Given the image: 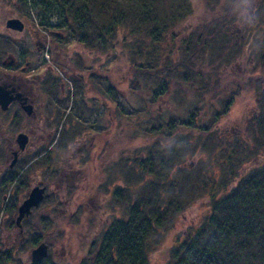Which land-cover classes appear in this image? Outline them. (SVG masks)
<instances>
[{
	"label": "rangeland",
	"instance_id": "374dc122",
	"mask_svg": "<svg viewBox=\"0 0 264 264\" xmlns=\"http://www.w3.org/2000/svg\"><path fill=\"white\" fill-rule=\"evenodd\" d=\"M186 1L191 9L190 15L175 23L169 31L170 37L177 36L176 41L174 40L176 46L170 50L171 53L160 54L164 63L171 68L167 71L153 62L156 55L153 49L149 48L151 40L147 42V49L134 58L135 64H131L130 60L134 57L132 53L135 52L137 44L125 48L126 41L121 34H118L114 49L103 55L86 50L68 38L70 36L64 35L66 45L57 46L61 49L60 56L69 54L74 57L73 63L71 61L76 70L74 80L82 79L84 84L81 90L69 87L72 102L63 107L62 114L65 115L71 106V111L75 109L73 118L75 119L77 115L80 119L84 111H80L78 106L75 107L76 102L78 104L81 97L86 101L90 100L92 111L88 113V117L93 127L88 134L90 141L84 138V134L90 132L87 128L89 125L74 124L76 130L72 132L73 137L64 135L68 133L71 124L66 121L63 127H60L61 116L54 121L47 120V112L39 110L38 114L43 119L45 115V121L43 120L44 125H41V129L34 135L30 127L34 124L33 118H30L32 121L25 118L22 120L15 117V110L11 112V120L8 123L11 136L5 138H8L12 147L16 149V135L21 131H32L30 150L35 151L33 156L29 157L32 162L26 164L30 160L28 158L22 165L24 169L20 170L18 176L21 178L20 182L28 187L26 188L28 193L31 192L33 188L31 184L34 183V185L40 183V188L47 183L52 189L49 188L48 194H44L45 198L37 210L33 208L32 214L24 218L20 233V229L14 224V220L17 219V202H14V198H23L25 191L21 189L24 186L22 188L18 182L13 181L6 183L8 184L6 188H1L0 195L4 200L0 201V264H79L91 255L96 256L100 250L102 236L115 220H123L125 214L126 207L123 201L114 199L116 189L125 191L127 198L134 202L140 198L139 195L145 190L146 184L153 180L147 171H140L141 183L135 185L127 183L123 177L122 167L118 163V159L120 157L122 159L123 155V160L126 154L134 155L129 160L139 154H144L143 158H148L146 154L151 149L164 161V154L168 150L172 151L171 162L161 174L163 176L168 172L169 184L156 186L157 191L165 192V197H168L167 193L173 190L172 185H177L176 181L180 178L196 183L211 176L212 170L218 167L219 159L222 156H229L237 147L243 146L244 151H247L244 154H249L248 150L252 148L253 138L256 140L257 132L250 129L249 125L255 101L253 91L249 89L252 84L249 80L251 65L247 64L251 59L254 61L260 57L258 54L253 58L249 51L255 48L259 53L260 48L254 41L239 38L240 35L234 33V29L241 28L240 25L245 22V15L249 14L251 9L254 13L258 12L259 7L263 6V0H257L256 6L252 8L250 0H241L242 7L238 9H234L233 5L229 6L232 4L229 0ZM11 2L15 3L16 0ZM10 3L9 0H0V38L12 44L9 55L17 56V53L25 50L34 51L35 44H38L42 53L40 55L33 52V55L36 59L40 55L39 64L44 60L47 62L50 53L47 51V41L50 40L52 43L54 41L46 30L39 27L40 13L30 7L28 11L16 10L18 12L16 13ZM255 16H258L259 20L263 19L261 13ZM12 18L23 22L22 33L6 28V22ZM51 22L58 24L59 20L52 19ZM204 25H208L207 28L212 33L200 41L195 52H184L183 49L186 50V47L183 44V36L192 34L196 28L201 30ZM56 28L60 30L58 26ZM37 32L40 37L35 36ZM42 42L46 45L45 48L42 47L44 45ZM167 42L170 48L173 42L168 40ZM165 48L169 49L166 46ZM154 49L158 52L159 48ZM35 65L33 68L37 69L39 65ZM176 67L179 68L173 69ZM140 68L149 69L142 72ZM6 70L0 67L2 72L0 77L4 76ZM36 73L34 71L33 74ZM89 73L98 74L100 78L106 77L107 80L94 81L93 78L89 79L91 75ZM15 74L17 72L9 73L11 76L7 74V77L11 78ZM27 74H32V71ZM203 79L207 81L205 85L209 86L210 92L199 94L200 90L204 89L200 82ZM107 83L118 93L117 101L120 99L121 102L118 111L113 109L112 103L109 102ZM222 88L225 89V93ZM253 88L256 89L257 86L254 85ZM100 95H103V98ZM231 96L234 100L230 109L227 114H223L221 109L230 103ZM97 99L98 104L103 105L104 109L111 108L108 104L113 107L110 118L112 122L109 120L110 115L105 116L107 120L105 131L100 135L92 133L93 130L98 132L96 130L98 125L103 128L102 123L95 122V117L99 113ZM110 100L114 101L112 98ZM193 110L197 111L198 116H190ZM95 111L97 112L94 113ZM217 113H220V116ZM213 114L217 116L215 122L211 119ZM83 117L81 119L84 120L86 116ZM36 119H39V116ZM149 124L155 129L161 126L159 136L169 134L165 144L162 140V145L155 142L158 135L155 129L153 134L149 132ZM202 126H212V135L217 134L218 145L215 144L212 148L203 146L209 133L203 134ZM238 130L241 131L239 136L233 135ZM59 134L61 136L57 139ZM87 143H90V146L86 145ZM61 147L62 149H59ZM4 148L1 147L0 150ZM255 149L256 154L253 153L252 157L237 155L243 160L240 168V171L243 168L242 173L253 166V161L264 165V153L261 154L257 144ZM32 166L35 167L33 170ZM160 166L161 163L153 164L156 177ZM60 177L62 182L56 185ZM134 178L136 179L135 175ZM190 182L184 183L187 192ZM180 185L178 184L177 188H180ZM71 192L74 193L73 197ZM206 209L205 196L183 203L173 226L170 225L166 231L155 233V246L149 253L148 264H169L176 243L182 239V235L190 232L192 227L199 223L201 213L208 212ZM40 244L47 246L48 256L39 263H32L30 253Z\"/></svg>",
	"mask_w": 264,
	"mask_h": 264
},
{
	"label": "trees",
	"instance_id": "16d2710c",
	"mask_svg": "<svg viewBox=\"0 0 264 264\" xmlns=\"http://www.w3.org/2000/svg\"><path fill=\"white\" fill-rule=\"evenodd\" d=\"M11 1L9 0V3ZM229 2L232 3L229 6H235L234 9L242 7L241 0H229ZM10 4L15 11H28L30 7L39 12L40 28L48 33L59 31L58 38L50 35L56 46L65 44L64 35L66 34L67 37L70 36L68 38L86 50L103 55L110 49H114L118 34H121L126 41L125 48H131L137 44L135 52H131L134 57L130 60L131 64H135L134 58L147 49V42L151 40L149 48H152L156 55L153 62L165 71L171 68L164 63L160 54L171 53L170 50L176 46L177 37H170L169 31L175 23L191 13L186 0H32L30 2L16 0L15 3ZM52 19H58V24H53ZM207 26L204 25L201 30L196 28L192 34L183 36V44L186 47V50L183 49L184 52H195L200 41L212 33ZM54 29L56 31H52ZM167 40L173 42L170 48ZM156 47L159 48V53L154 49ZM62 51L65 50L62 49ZM165 62L167 63L166 59ZM147 69L149 68L139 70L147 72ZM89 74H91L89 79L93 78L94 81L107 80L106 77L100 78L98 74ZM71 81L74 87L82 89L84 84L82 79ZM203 87L199 94L210 92L208 85ZM106 92L110 98L114 99L111 101L109 98L114 108L111 104L108 105L118 111L121 102L120 99L117 101V91L107 83ZM100 96L103 98V95ZM97 100L99 102V99ZM77 106L80 111H84L80 119L77 115L74 119L73 114L69 112L66 120L70 124L74 121L77 126L84 125L86 122L81 117L85 115L88 101L81 97L78 104L76 102L75 107ZM111 108L106 107L103 112L106 117L110 115L109 120L112 115ZM196 112L191 111L190 116H198ZM75 125L72 124L68 133L64 135L73 137ZM202 127L203 134L209 133L203 146L212 148L215 144L218 145L216 134L212 135V126ZM154 129L155 127L150 125L149 132L153 134ZM167 130L170 132L169 129ZM155 131L158 135L155 142L162 145V140L165 144L169 134L161 137L159 136L161 128H156ZM255 144L263 147L260 141H254ZM248 152L247 155L241 151L234 155L232 152L229 156H222L218 167L210 174L212 177L208 176L197 182L195 180L196 183L180 178L176 181L181 184L180 188H177L178 184L172 185L173 190L167 193L168 197H165V192L157 191L156 186L162 187L169 184L167 183L168 172H165L163 176L161 174L171 162L172 151L165 152L164 161L151 149L146 154L148 158H143L144 154H139L129 160L134 155L126 154L123 165L120 166L127 183L131 182L133 185L141 183L139 182L142 180L140 171H147L153 180L146 184L145 190L139 195L140 198L134 202L127 198L125 191L116 189L114 199L123 201L126 207L123 220H115L110 225L108 231L102 236L100 250L96 256L91 255L79 264H148L149 253L155 246V233L166 231L170 225L173 226L183 203L204 196L208 212L201 213L199 223L192 227L190 232L182 235V239H179L171 252L169 264H264V165L250 168L245 173L240 172L243 160L237 155L244 154L246 158H249L253 156V153L256 154V149L253 148ZM157 163H161V166L156 177L153 164ZM185 182H188L187 184L190 182L188 192L184 187ZM50 188L52 189V186ZM73 195L74 193L71 192L72 197Z\"/></svg>",
	"mask_w": 264,
	"mask_h": 264
},
{
	"label": "flooded vegetation",
	"instance_id": "af4514ba",
	"mask_svg": "<svg viewBox=\"0 0 264 264\" xmlns=\"http://www.w3.org/2000/svg\"><path fill=\"white\" fill-rule=\"evenodd\" d=\"M256 1L257 0H250L251 8L253 6H256ZM262 5L263 6L259 7L258 12L254 13V11L251 9L249 14L245 15V18H244L245 22L243 25L242 24L240 25L241 28L239 27V28L234 29V33H236L237 35H240L239 38L246 39L250 42L254 41V43L258 44L259 46L258 48H260L259 53L256 51L255 48L253 51L251 50L249 51L252 53L251 56L253 58L257 57L258 54H260V57H258V59L254 61L253 59H251L250 60L251 62L247 65H251L249 80L252 84L249 89L253 91V97L255 101L253 104V112L251 113L249 117V125H250V129L255 130L257 132V135H255L256 140L253 138V146L249 150H252L253 148L255 149L256 144L254 145V141L255 142L260 141L262 142V146H263V147L260 146L261 154L264 153V22L262 21L264 20V0L262 1ZM259 13L263 15V19L260 18L259 20V17L255 16L256 14H259ZM49 34L57 38L59 36L57 32H50ZM35 36L40 37L38 32L36 33ZM64 43L66 44V42ZM45 46H46L45 44L42 45L43 48H45ZM12 47L13 46L12 44L9 43V41H3L2 38H0V67L7 69L6 72L3 74L4 76L0 77V92L2 94L4 93L8 94V97H9L8 99L5 96L4 97L7 101L9 100L11 101L10 104H8L6 109H2L0 107V148L5 147L4 149L0 150V190L1 188H6V186L9 183H12L13 181L18 182L19 186H22V188L24 186V188L21 189V191H25V195L23 196V198H17V197L14 198V202H17L16 210H17V215H18L19 207L27 199L30 193V192L28 193V190H26V188L28 187L23 182H20L21 178L18 176L21 173L20 170L24 169L22 165L26 163V160L29 157L33 156V153L35 151L32 152L30 150V147H32L31 146L32 131H29V130L28 132L21 131L16 135L15 137L16 149L12 147L8 138H5V136H11L9 134L11 130L8 128V123L11 120V112L15 110L14 111L15 117H20L22 120L23 118H25L26 120H31L30 118H33V121L32 120L31 121L34 124L30 127L33 129L34 135H36L37 131L41 129V125H44L43 120L45 119V115L43 119V117H41V115L38 114L39 110L47 112V120L49 119L51 121H54L60 118L61 116L60 118L61 126L60 127H63V125L67 121L66 119L68 118L67 114L71 112V114H73L74 116L75 109L71 111V106H69L70 109L69 111L66 112L65 115L62 114V110L64 109L63 107L66 106V102L69 99H70L69 102H72L71 101L72 97H70L72 92L69 91V87L70 86L74 87L72 85L71 80L74 79L73 75H75L76 70H75V67L71 64L72 58L74 57L69 54L66 56L65 54L63 56H60V53H61L60 49H58V47L54 45V43L50 42V40L47 46V51L50 52L49 59L47 60V62L45 60L42 61L41 64L38 63L39 56L41 55L40 53H42L40 45L35 44L34 51L22 50L24 52L17 53V56L9 55L11 53ZM33 52H38L40 54L37 56V59L33 55ZM35 64L39 65L38 66L39 69L33 68V65ZM30 71H32V74H27ZM34 71H36L37 73L33 74ZM13 72L14 73L17 72V74L12 76L13 78L7 77V74L8 76H11L9 75V73H13ZM1 74L2 72H0V76ZM200 82H202L201 87L204 86L205 83H207V81H204V79ZM254 85L257 86L256 89L253 88ZM222 91L225 93V89ZM229 99H230V103L228 102L226 106L223 109H221L223 114L228 113L230 109V105L234 100V97L231 96ZM96 105L99 107L98 109L99 113L95 117V122L99 121V123H102L103 128H101L100 125H98L96 129L98 130V132H95L93 130L92 133H99L98 135H100L105 131L104 126L106 125L107 120L103 113L104 112L103 105H99L97 101H96ZM28 106L31 107L30 114H27L25 111ZM90 111H92V106H91L90 100H88V106L85 110V115H84L86 117L84 120L86 122V126L87 125L90 126V127H87L90 130V132L85 133L84 134L85 136L83 135L85 139L86 138L88 139V141H90V137L88 136V134L91 133V130L93 128L91 127V123H89L90 119L88 117V113ZM96 112L97 111H95L94 113ZM217 115L220 116V113H217ZM35 116L36 117L39 116V119H36ZM216 117L217 116L213 114L211 118L213 122L216 121ZM13 121L14 120H12L11 123H13ZM72 124L74 125V121L71 122V125ZM93 125L94 123H92V126ZM158 127L161 128V126H158ZM240 132L241 131L238 130V132L233 135L239 136ZM20 134L26 135L28 139L27 147L22 153H19V147L16 141L17 136ZM60 136L61 135L59 134L57 136V139ZM216 140H217V134H216ZM55 143H57V140ZM86 145L90 146V143L89 144L87 143ZM244 150L245 148L243 146L237 147L236 149H234L233 155L241 151L242 153H245ZM123 156H122V159L121 157L120 159H118L119 165L123 163ZM71 160H73L72 157H71ZM31 162L32 161L30 159L26 164L31 163ZM260 164L261 163L259 162L253 161V166L251 168L258 166ZM31 168L33 170L35 167L32 166ZM242 171H243V168L241 169L240 172ZM58 182L59 183L56 185L61 184L62 177L59 178ZM34 184H31L33 185L32 186L33 188L35 187L40 188L39 186L41 185L40 183H37L36 185ZM44 185L45 186L42 185V187L45 188L44 194L47 195L49 192V188L51 186L47 183H44ZM17 190H19V187L17 188ZM0 198H1L0 201L2 199L4 200V197L1 195H0ZM34 210H37V208ZM32 212L33 210L31 209V214ZM24 221L25 219L22 220V222ZM15 223H16V220H14V224ZM20 233H22V228L20 229Z\"/></svg>",
	"mask_w": 264,
	"mask_h": 264
},
{
	"label": "water",
	"instance_id": "95a60500",
	"mask_svg": "<svg viewBox=\"0 0 264 264\" xmlns=\"http://www.w3.org/2000/svg\"><path fill=\"white\" fill-rule=\"evenodd\" d=\"M6 28L10 29L12 31L22 32L23 31V24L18 19H10L6 22ZM8 99V94H2L0 92V107L2 109H6L8 104H10V100L7 101L5 97ZM26 113H31V107L28 106L26 108ZM18 147H19V153H22L28 144V139L26 135L20 134L16 138ZM16 155V154H15ZM15 161V160H14ZM44 192L45 188H39L35 187L31 190L29 193L27 199L21 204L18 210V215L16 219V227L21 229V222L24 218L29 217L31 214V209L37 208L38 205L41 203V201L44 200ZM47 246L45 244L38 245L34 250L30 253V258L32 263H39L42 260H44L48 256V250Z\"/></svg>",
	"mask_w": 264,
	"mask_h": 264
}]
</instances>
